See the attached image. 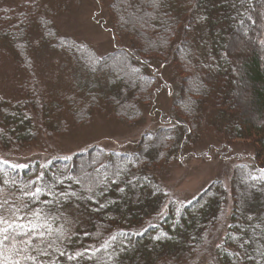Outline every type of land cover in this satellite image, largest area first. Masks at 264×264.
I'll list each match as a JSON object with an SVG mask.
<instances>
[{
	"label": "trees",
	"instance_id": "16d2710c",
	"mask_svg": "<svg viewBox=\"0 0 264 264\" xmlns=\"http://www.w3.org/2000/svg\"><path fill=\"white\" fill-rule=\"evenodd\" d=\"M90 1L104 55L54 25L79 0H0V264H264V0ZM164 91L132 152L11 161L94 113L136 124ZM206 135L220 144L194 150ZM246 140L257 152L231 150ZM211 157L237 160L228 182L187 203L161 186Z\"/></svg>",
	"mask_w": 264,
	"mask_h": 264
},
{
	"label": "rangeland",
	"instance_id": "374dc122",
	"mask_svg": "<svg viewBox=\"0 0 264 264\" xmlns=\"http://www.w3.org/2000/svg\"><path fill=\"white\" fill-rule=\"evenodd\" d=\"M130 12L125 10L124 13ZM96 5L90 0H79V3H72L69 10L60 13L53 20L55 27L61 35L71 36L77 40H85L98 54L104 55L112 48L109 34L99 23V17L105 19L108 15L107 9L102 8L97 14ZM102 16V17H101ZM98 17V18H97ZM107 21V19H105ZM163 78H169V72L161 69ZM171 91L175 92V86L171 84ZM171 92H161L155 98L154 104H147L143 109L141 120L136 124L118 122L112 118H106L97 113L93 114L90 122L84 125L72 126L65 134L53 138H43L32 146L19 159H13L15 166H27L30 162L38 161L40 165H46L56 157L71 158L74 155L87 152L92 147H99L105 151L132 152L143 133H151L158 127L159 119L154 112L167 113L172 106L173 96ZM219 145L216 138L210 135L204 136L201 143L194 145L193 149L202 151L206 148V142ZM232 151L238 154L249 155L256 151L253 141H236L232 143ZM234 158L222 160L220 158H191L181 164H171L160 174V183L163 189L167 190L172 197L181 203L190 202L212 181H229L235 167L239 165ZM246 162V161H243ZM13 165V164H11ZM226 206V215L230 214V208Z\"/></svg>",
	"mask_w": 264,
	"mask_h": 264
},
{
	"label": "snow or ice",
	"instance_id": "6c2138e0",
	"mask_svg": "<svg viewBox=\"0 0 264 264\" xmlns=\"http://www.w3.org/2000/svg\"><path fill=\"white\" fill-rule=\"evenodd\" d=\"M0 222H6V221H2V218H0ZM4 238L7 239V236H5ZM17 264H19V262H17Z\"/></svg>",
	"mask_w": 264,
	"mask_h": 264
}]
</instances>
